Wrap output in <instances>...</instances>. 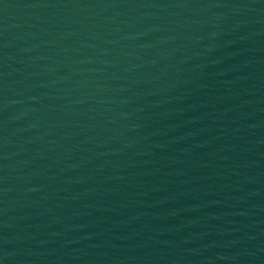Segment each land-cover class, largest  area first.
<instances>
[{
	"label": "water",
	"instance_id": "obj_1",
	"mask_svg": "<svg viewBox=\"0 0 264 264\" xmlns=\"http://www.w3.org/2000/svg\"><path fill=\"white\" fill-rule=\"evenodd\" d=\"M264 193V0H0V264H208Z\"/></svg>",
	"mask_w": 264,
	"mask_h": 264
}]
</instances>
